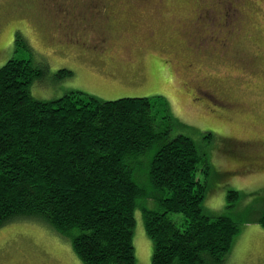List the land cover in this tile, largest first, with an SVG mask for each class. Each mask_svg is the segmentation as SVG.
Listing matches in <instances>:
<instances>
[{"label": "rangeland", "instance_id": "obj_1", "mask_svg": "<svg viewBox=\"0 0 264 264\" xmlns=\"http://www.w3.org/2000/svg\"><path fill=\"white\" fill-rule=\"evenodd\" d=\"M206 1L226 10L224 16L213 9L209 17L198 15L205 5L201 0H107L98 18L105 25L79 26L66 34L60 18H77L55 14V1L0 0V66L13 55L44 66L29 87L40 100L73 90L105 100L165 96L174 119L170 137H191L211 165L203 212L227 214L239 224L221 264H264V227L255 219L264 209V0H226L227 9ZM216 23L229 28L222 33L226 46L214 37ZM17 34L29 48L16 50ZM251 53L258 59L246 67L243 61L255 58ZM61 68L72 73L58 76ZM137 175L150 190L146 177ZM230 189L240 196L228 207ZM143 202L157 206L153 198ZM134 216L135 264H151L152 240L139 207ZM169 216L180 225L184 219L181 213ZM0 264L84 263L53 227L21 218L0 227Z\"/></svg>", "mask_w": 264, "mask_h": 264}, {"label": "trees", "instance_id": "obj_2", "mask_svg": "<svg viewBox=\"0 0 264 264\" xmlns=\"http://www.w3.org/2000/svg\"><path fill=\"white\" fill-rule=\"evenodd\" d=\"M15 42L29 48L20 34ZM43 73L18 55L0 66V227L36 219L68 238L84 264H135L139 207L151 264H221L240 227L227 214L203 212L211 165L191 137H170L167 98L105 100L73 90L40 100L29 87ZM239 196L228 190L227 206ZM148 198L155 208L144 205ZM169 213H181L182 224ZM255 219L264 227V209Z\"/></svg>", "mask_w": 264, "mask_h": 264}, {"label": "flooded vegetation", "instance_id": "obj_3", "mask_svg": "<svg viewBox=\"0 0 264 264\" xmlns=\"http://www.w3.org/2000/svg\"><path fill=\"white\" fill-rule=\"evenodd\" d=\"M44 1V0H43ZM55 1L57 4V10L58 12H56L55 14H61V13H68L70 14L71 16H75L77 19L74 20V21H69L67 19H64V18H60L58 15H56L57 17L60 18V22H59V26L60 27H63L64 29V32L66 34L68 33H73L76 29H78V27H88V29L92 28L93 27H97L99 26V24H103L105 25L106 24V21L105 19L101 20L100 21L98 20V18L100 17L99 14L103 11L101 10L102 7L100 4H103V2L107 1V0H82L80 2V4H74L76 1L74 0H53ZM66 1H71L70 3H68L65 7H64V4ZM205 5L204 6H200V10L198 11V15L201 13V11L203 12V15L206 14L207 17L210 16V12H211V9L212 6L210 3H208L206 0H201ZM213 3H218V6L220 5H224V8L227 9V2L226 0H211ZM196 2L198 3V0H196ZM207 4V5H206ZM43 5V4H42ZM77 7V9H76ZM46 8V7H44ZM47 10V8H46ZM214 11L217 12L216 15H221L224 16V11L226 10H218V9H213ZM77 12L76 14L74 12ZM41 14V12H40ZM196 14V16L194 17V21H197L198 20V15ZM198 22V21H197ZM193 23V21L191 20L189 23H188V26L190 27ZM196 27V25H195ZM216 33H215V38L216 40L226 46L227 45V42H226V36L224 38V42H223V37L224 35L222 34L225 31H227L229 28L226 27H222L221 25H218L216 23ZM76 28V29H75ZM4 29V25H0V33L3 31ZM234 32H238V31H234ZM233 32H230V34H232ZM226 34V33H225ZM101 39L99 40V45H101V50H103L102 48V44L106 43V38H107V35H104V32L103 34H101ZM104 41V43H103ZM98 45V44H97ZM254 57L255 58L250 62L248 63V60L245 59L243 62L246 64V67H249L251 65L254 64V62L258 59V55L256 53H251L250 57Z\"/></svg>", "mask_w": 264, "mask_h": 264}]
</instances>
